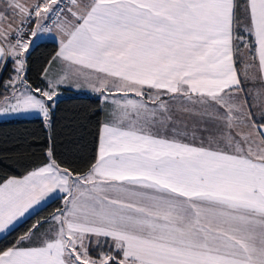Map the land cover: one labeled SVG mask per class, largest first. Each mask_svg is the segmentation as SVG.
I'll return each instance as SVG.
<instances>
[{
    "label": "snow or ice",
    "instance_id": "snow-or-ice-1",
    "mask_svg": "<svg viewBox=\"0 0 264 264\" xmlns=\"http://www.w3.org/2000/svg\"><path fill=\"white\" fill-rule=\"evenodd\" d=\"M70 3L56 24V58L103 74L89 87L105 102L114 91L123 99L111 100L86 172L62 167L49 149L42 166L0 182V233L56 192L65 201L53 235L37 238L33 224L0 248V264H264V0ZM59 4L6 0L0 11V70L11 59L15 72L0 114L37 112L50 122L67 77L45 74L46 89L27 83L25 54L35 40L25 39L24 26L35 18L28 35L50 32L39 22L59 18ZM241 45L258 68L259 122L243 86L253 64L245 63L244 80L237 68ZM170 126L171 138L153 132ZM198 131L206 135L196 143ZM91 236L110 238L114 253L92 258Z\"/></svg>",
    "mask_w": 264,
    "mask_h": 264
},
{
    "label": "trees",
    "instance_id": "trees-1",
    "mask_svg": "<svg viewBox=\"0 0 264 264\" xmlns=\"http://www.w3.org/2000/svg\"><path fill=\"white\" fill-rule=\"evenodd\" d=\"M238 2L243 3V0ZM240 15L243 17L242 12ZM59 48L57 41L44 40L37 43L26 56L25 77L33 89L47 88L43 73ZM64 91L65 95L57 100L52 109L49 128L40 118L0 122V182L9 177L24 176L46 163L49 149L62 167L74 172H86L95 162L99 131L104 122L101 97L77 94L67 89ZM63 209V198L51 201L2 237L0 248L11 246L20 235L38 223L37 235L53 215Z\"/></svg>",
    "mask_w": 264,
    "mask_h": 264
},
{
    "label": "crops",
    "instance_id": "crops-1",
    "mask_svg": "<svg viewBox=\"0 0 264 264\" xmlns=\"http://www.w3.org/2000/svg\"><path fill=\"white\" fill-rule=\"evenodd\" d=\"M1 1H2V4H1V7H0V11L6 10V0H1ZM23 2H25L27 4H35V3H37V0H23ZM60 2H61V0H60ZM68 4H71V3H68ZM63 9H65V7ZM63 12H61L60 15L63 14ZM69 16H70V14H69ZM59 18H60V16H59ZM59 18H58V20H59ZM47 19H42L40 21L42 23L43 27H45L44 24L47 21ZM13 24H14V27H18L19 26L17 21H13ZM34 28H36V21L32 24L30 31L33 30ZM51 34L52 35H50V36H46L43 32H40L39 33V38H34L33 37V39L35 40V43L30 45L29 50H28V52L25 55L27 56L29 54L30 50L37 43L42 42L44 40H54V41H57L60 44V41H61V38H62L61 34L58 31H55V32H53ZM29 36L30 35H27L26 39H28ZM240 51H241V55H238L236 57V61H237V68H238V70H239V72L241 74L242 80H244V75L242 73V69H244L245 63L249 62V63L253 64V67H251L248 70L249 78L244 82L243 86L245 88V93L247 91L249 93L247 98H248V101H249V105L252 106L251 107V111L253 113V118L257 122H259L261 120V113L258 110V108L255 107L254 105H256V103H257L255 97H256V94H257L258 90L261 87V84H260L259 80H253L251 78L253 76H257L258 75V68L255 66L256 62L251 60L250 53H248L247 50H245L243 48V45L240 46ZM239 60H241V61L239 62ZM9 68L11 70L10 77L8 79H1L0 80V104H4L5 103V98L6 97H10L12 92H13L12 87L9 86V81L15 75L14 64L12 66H10ZM45 74L47 75L48 79H52V80H56V79H58L60 77H64V76L67 77V79L65 80V83L58 85L57 88H56V91L58 93L57 100L65 95V91H64L65 89H67V90H69L71 92L77 93V94H92V95L100 96L101 97V101H102L103 120H104L103 123L108 122L111 119L110 113H111L112 108L114 107L111 104V100L113 98H115V99H123V94L122 93L114 91L111 94H108L109 95V99H108L107 102H105L104 99H103V96L101 95V93L94 92L89 87V82L98 83L96 78L98 76H102L103 74L96 73L94 70H91V69H83L80 65L73 64L70 61H64L61 58H56V54L52 58V60L49 62V64L46 66V68L44 70V73H43V78H44V80L47 83V80L45 79ZM84 74H88V78H86ZM24 79L27 81L26 77ZM77 85H79V87ZM17 87H19L22 90V86L19 83L17 84ZM243 95H244V93L241 94V96H243ZM128 98L140 99L139 97H136L134 93H129L128 94ZM145 99H146V97H145ZM161 99L165 100V101H170L169 104H171V105H176V104L179 103L178 101L170 100L168 95H163L161 97ZM149 106L152 107L153 105H151V103L149 102ZM35 118H40V119L44 120L43 116L41 114L37 113V112H27V113H19V114H0V122L9 121V120L35 119ZM49 125H50V122H49ZM153 132L154 133H158L156 131H153ZM160 135H162V134H160ZM168 137L171 138L170 136H168ZM185 140H186V142L191 141L190 138H187ZM199 140H196L195 142L199 143ZM22 177L23 176L16 177V178H22ZM9 178H11V177H9ZM6 179H8V178H6ZM109 195L115 196L114 193H110ZM60 197L63 198L64 194L56 192V193L52 194L51 196H49L44 201H42L40 204L34 206L33 209H31L29 211V213H27L25 215V217L21 219V221L17 224V226L19 224H21L23 221H25L32 214L37 212L39 209H41L42 207H44L45 205H47L51 201L55 200L56 198H60ZM57 214H59V212ZM53 221L54 220L52 219L47 225L48 226L51 225V222H53ZM42 231H43V229L40 232H38L37 235H39ZM7 234H8L7 232L0 233V239L2 237L6 236ZM37 235H36V237L39 238ZM86 243H87V246H88L89 254H90V256L92 258H98L99 255L102 252L103 253H108V252L111 251V252L114 253V251H115L114 244H113V242L111 241L110 238L91 236V237H89L88 241H86ZM91 252H93V253H91ZM96 253L99 254V255L98 256L95 255Z\"/></svg>",
    "mask_w": 264,
    "mask_h": 264
},
{
    "label": "rangeland",
    "instance_id": "rangeland-1",
    "mask_svg": "<svg viewBox=\"0 0 264 264\" xmlns=\"http://www.w3.org/2000/svg\"><path fill=\"white\" fill-rule=\"evenodd\" d=\"M1 4H2V1L0 0V7H1ZM69 7H72V5H71V4H68V5L65 6L64 12H63V14L60 15V18H59V20L57 21V23H59V21L62 20V19H64L66 16H69V13H67V8H69ZM39 23L42 25L41 22H39ZM57 23H56V24H57ZM36 25H37V21H36ZM42 26H43V25H42ZM34 29H35V28H34ZM55 31H58L56 25L53 26V27L51 28V31H50V32H43V33H44L46 36H50V35H52L51 33L55 32ZM58 32H59V31H58ZM27 40H34V39H33V37L29 36ZM58 41H59V40H58ZM240 61H241V60H239V62H240ZM12 62H13V61H12L11 59L8 60V64H7V66H5L6 68H5V67L3 68V70H5V71H4V74H3L2 78H1V76H0V79H8V78L10 77V75H11V70H10L9 67L13 65ZM2 73H3V72H2ZM25 73H26V71H25ZM25 73L23 74V78H25ZM242 73H243V75H244V69H242ZM1 75H2V74H1ZM17 88H19V87H17ZM246 93H248V91H247ZM168 102H170V101H168ZM246 111H247V110H246ZM182 119H184V120L187 122L189 128L192 127V120H191V118H188V117H182ZM44 122H45V121H44ZM45 124H46V127H47V128L50 127L49 123H46V122H45ZM50 124H51V120H50ZM201 126H203V125H201ZM179 127H180V128H183V124H180ZM244 130L247 131V129H244ZM153 131H156V132H158L159 134L166 135V136H170V137H172V135H173V133L171 132V126L169 127V129H168L167 131L164 130V129H161V128H154ZM205 135H206V133L197 132V139H196V140H199L200 138H202V137L205 136ZM180 138H182V139L190 138V139H191V136H189V137H187V138H185V137H180ZM53 222H54V223H53ZM53 222H51V225H49V226H48V225L45 226V227L43 228V231H42L39 235H37V236H38V237H41V236L44 235V234H48L49 236L53 235L54 232H55V230L58 228V225L56 224V222H55V221H53Z\"/></svg>",
    "mask_w": 264,
    "mask_h": 264
},
{
    "label": "built area",
    "instance_id": "built-area-1",
    "mask_svg": "<svg viewBox=\"0 0 264 264\" xmlns=\"http://www.w3.org/2000/svg\"><path fill=\"white\" fill-rule=\"evenodd\" d=\"M68 3H70V0H61L60 4H59V8H64L65 5H67ZM57 16L55 14H51L50 17L47 19V21L45 22L44 26L51 29L56 23H57ZM36 21L35 18H33L30 22H28L24 28H25V39L27 37V33L30 32L31 26L32 24ZM19 27V26H18ZM14 42V41H13ZM3 70H0V76L2 74Z\"/></svg>",
    "mask_w": 264,
    "mask_h": 264
}]
</instances>
